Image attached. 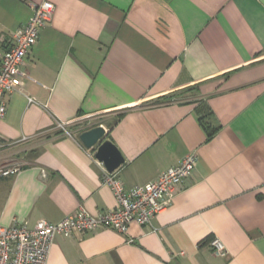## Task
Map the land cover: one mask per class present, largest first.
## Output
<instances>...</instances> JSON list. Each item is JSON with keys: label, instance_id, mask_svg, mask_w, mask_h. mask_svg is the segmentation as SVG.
<instances>
[{"label": "crops", "instance_id": "obj_1", "mask_svg": "<svg viewBox=\"0 0 264 264\" xmlns=\"http://www.w3.org/2000/svg\"><path fill=\"white\" fill-rule=\"evenodd\" d=\"M44 1L54 13L24 59L30 80L0 120V168L21 166L0 179V227L115 208L78 140L101 125L124 187L190 152L192 177L151 223L57 236L45 264H264V0H0V57Z\"/></svg>", "mask_w": 264, "mask_h": 264}, {"label": "built area", "instance_id": "obj_2", "mask_svg": "<svg viewBox=\"0 0 264 264\" xmlns=\"http://www.w3.org/2000/svg\"><path fill=\"white\" fill-rule=\"evenodd\" d=\"M54 6L49 1L37 4L28 21L11 34V43L0 57V120L6 114L7 95L22 92L25 80H30L22 67L24 59L39 40L42 30L49 25ZM28 102L33 100L28 98ZM62 129L67 123H57ZM196 163L194 152L186 154L176 166L163 171L153 181L144 185L126 188L113 174L105 171L102 183L113 193L115 208L97 216L83 208L64 217L57 223L39 220L33 227L13 223L0 227V264H45L49 248L55 237H71L98 229H112L125 234L130 223L140 226L151 223L152 219L169 207L177 189L192 177ZM21 166L0 168V177L16 174ZM213 254L226 256L220 240L210 241Z\"/></svg>", "mask_w": 264, "mask_h": 264}, {"label": "water", "instance_id": "obj_3", "mask_svg": "<svg viewBox=\"0 0 264 264\" xmlns=\"http://www.w3.org/2000/svg\"><path fill=\"white\" fill-rule=\"evenodd\" d=\"M106 136L104 127L98 125L80 133L78 140L86 149L94 150V158L103 164L108 173H113L124 164V160Z\"/></svg>", "mask_w": 264, "mask_h": 264}, {"label": "rangeland", "instance_id": "obj_4", "mask_svg": "<svg viewBox=\"0 0 264 264\" xmlns=\"http://www.w3.org/2000/svg\"><path fill=\"white\" fill-rule=\"evenodd\" d=\"M98 120H100V122L102 121V118L101 119H98ZM104 122V121H103ZM82 125H85V123H81V125L80 124H74V125H69V126H67V127H65V128H61V127H59V126H56V129L58 130V131H61V132H64V131H66V132H69V133H71V132H77V133H79L80 132V130H82V129H80V127L82 126Z\"/></svg>", "mask_w": 264, "mask_h": 264}, {"label": "bare ground", "instance_id": "obj_5", "mask_svg": "<svg viewBox=\"0 0 264 264\" xmlns=\"http://www.w3.org/2000/svg\"><path fill=\"white\" fill-rule=\"evenodd\" d=\"M10 168H11V167H10ZM6 169H9V168H6ZM13 175H15V174H13ZM7 176H12V175H7ZM7 176L0 177V179H1V178H4V177H7Z\"/></svg>", "mask_w": 264, "mask_h": 264}]
</instances>
